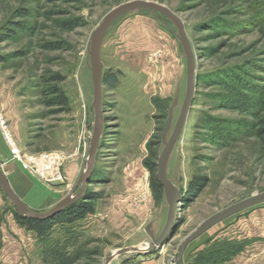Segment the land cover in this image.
Listing matches in <instances>:
<instances>
[{
    "label": "rangeland",
    "instance_id": "rangeland-1",
    "mask_svg": "<svg viewBox=\"0 0 264 264\" xmlns=\"http://www.w3.org/2000/svg\"><path fill=\"white\" fill-rule=\"evenodd\" d=\"M129 1L133 0H0V123H5L22 155L62 154L64 180L48 186L65 187L67 163L87 156L93 117L89 37L112 9ZM147 1L162 4L183 22L196 59V77L204 81L196 80L167 177L179 188L182 201L194 177H206L208 183L189 199L187 210L181 202L174 231L160 250L146 256H120L110 264L161 253L176 264L184 240L200 225L264 192V158L256 138L232 129V138H226L228 131L221 130L239 122L252 123L253 118L224 108L228 92L210 82L219 75H237L264 92V0ZM157 18L166 22L157 13L122 16L101 43L103 73L113 74L116 86L103 87L100 147L85 193L77 201L90 200L93 212L71 228L53 227L46 242L24 228L19 264H45L47 249L71 245L72 234L78 236L74 248L99 253L77 264H103L117 249L149 243L145 227L155 217L158 232L162 228L167 203L163 197L160 205L155 204L144 161L149 155L147 144L158 143V157L175 125L184 98L185 59L178 40ZM53 87L67 98L61 110L45 105ZM153 99L157 106L166 107V119H161ZM208 118L219 122L217 131L204 128ZM0 130L5 140L1 126ZM3 199L2 215L14 216L13 206ZM16 238L4 243L8 249L2 252L0 264H13L11 259L17 258ZM226 242L238 243L242 250L217 264H264V205L209 229L186 248L183 264H194L199 253Z\"/></svg>",
    "mask_w": 264,
    "mask_h": 264
},
{
    "label": "water",
    "instance_id": "water-1",
    "mask_svg": "<svg viewBox=\"0 0 264 264\" xmlns=\"http://www.w3.org/2000/svg\"><path fill=\"white\" fill-rule=\"evenodd\" d=\"M131 13H149L152 16L157 13L172 25L173 29L168 26L165 21L157 18L160 23L165 24L166 28L175 36L180 44L185 59V90L184 98L175 125L168 138L165 136L163 148L159 153L156 162V179L163 189V197L167 203L165 222L156 236L153 234L149 235L150 242L146 243L144 247L117 249L105 258L103 264H110L115 258L124 255H148L158 251L168 241L174 231L173 229L176 224V215L181 202V194L179 188L168 179L167 167L179 135L185 125L196 87L195 55L193 53L191 43L186 35L184 24L180 18L177 17V15L162 4L147 0H133L112 9L91 33L88 43V62L92 84V102L90 107L93 115L92 130L89 137L87 156L83 169L77 178L76 183L59 203L44 213L32 211L15 195L4 172L0 168L1 191L5 198L12 204L16 214L20 218L48 220L61 214L68 207L81 199L85 193V187L89 182V178L96 162L97 152L100 147V139L103 131V66L100 59L101 43L112 24H114L122 16ZM77 188L78 191H76ZM261 205H264V192L243 200L205 221L184 240L175 259V263L183 264V256L186 248L209 229L233 216Z\"/></svg>",
    "mask_w": 264,
    "mask_h": 264
},
{
    "label": "trees",
    "instance_id": "trees-1",
    "mask_svg": "<svg viewBox=\"0 0 264 264\" xmlns=\"http://www.w3.org/2000/svg\"><path fill=\"white\" fill-rule=\"evenodd\" d=\"M56 1V0H55ZM159 15V14H158ZM166 22H168L166 20ZM168 24H170L168 22ZM18 26V25H17ZM172 27V25L170 24ZM10 36V35H9ZM0 61L2 59L0 58ZM56 80H60L57 78ZM198 83L200 78L196 77ZM211 84L220 85L222 89L228 92L227 99L224 103V108L233 109L241 111L243 113H249L253 118L252 123L239 122L237 127H223L221 129L224 132H227L226 138H232L233 132H230L232 129L234 132L240 131L241 134H247V132L253 134L257 140V144L260 150V155L264 158V92L261 91V87L252 85L247 81V79L242 76H230L224 74L223 76L219 75L213 80L211 79ZM235 83V85H233ZM116 86V77L113 74L103 73V87L107 89H113ZM212 86V85H208ZM51 99L45 104L47 107H57L61 110L67 106V98L60 91L58 87H53L49 92ZM249 94L257 95L258 99H252ZM153 102L156 104L157 101L153 99ZM156 108L161 111V119L167 118V109L166 107H161L156 105ZM162 109V110H161ZM219 122L215 119L208 118L205 123V129L208 131H217L219 127ZM152 141L147 144V149L149 152L148 157L144 161V166L149 172V186L152 192V197L156 205H160L163 200V189L156 179V162H157V148ZM103 182L105 179H98ZM208 179L206 177H194L188 184L187 190L184 193V200L182 202L183 206H187L190 198H196L201 190L207 185ZM1 190V188H0ZM5 197V196H4ZM6 199V198H5ZM90 200L86 201L85 204L80 202L74 203L68 207L61 214L48 219V220H36V219H24L20 218L14 209V217L19 226L25 228L28 231L34 232L41 241H47L51 229L57 225L64 227H72L76 223L82 221L87 214L93 212L92 207L90 206ZM180 202V205H181ZM89 204V205H86ZM12 205V204H11ZM14 208V207H13ZM73 237V238H72ZM77 237L73 234L71 235V245H55L47 249L45 264H77L82 258L87 260L97 257L98 251L96 249L90 252H83L79 248H74L77 244ZM73 247L72 252H68V248ZM242 247L238 243L226 242L220 246L207 249L199 253L194 261V264H217L221 262H226L236 256L241 252Z\"/></svg>",
    "mask_w": 264,
    "mask_h": 264
},
{
    "label": "crops",
    "instance_id": "crops-1",
    "mask_svg": "<svg viewBox=\"0 0 264 264\" xmlns=\"http://www.w3.org/2000/svg\"><path fill=\"white\" fill-rule=\"evenodd\" d=\"M10 128L12 133L16 131V128L13 126H10ZM85 159L86 155L85 158H83L82 155L81 157L73 158L67 163L65 166L67 185L65 187L62 185H57V187L45 185L34 175L23 170L19 163L11 159L10 152L0 130V168L4 172L15 195L34 212L44 213L48 211L68 194L83 169ZM3 196L0 190V258L2 252L8 249L4 243L7 241L10 243V239L17 237L16 253L18 256L16 259L12 258L11 261L13 264H19L21 261V256L19 257V254L23 253L24 250L25 229L18 225L13 215H2V206L4 204ZM159 232L155 217V219L150 221L145 227L148 241L150 240L149 235L153 234L156 236ZM13 245L15 244H12V246ZM161 254L162 255L154 254L153 256L145 257L137 261H127L125 264H128V262L129 264H171L164 258L163 253ZM128 260L130 259L128 258ZM119 264L123 263L120 262Z\"/></svg>",
    "mask_w": 264,
    "mask_h": 264
},
{
    "label": "built area",
    "instance_id": "built-area-1",
    "mask_svg": "<svg viewBox=\"0 0 264 264\" xmlns=\"http://www.w3.org/2000/svg\"><path fill=\"white\" fill-rule=\"evenodd\" d=\"M0 126L4 134L5 140L10 149V155L13 161L20 164L21 168L41 178L42 183L46 185L52 183H62L63 177L60 169L63 156L60 153H45L37 156L26 157L20 153L12 142L9 133L6 131L5 123L1 121ZM44 181V182H43Z\"/></svg>",
    "mask_w": 264,
    "mask_h": 264
}]
</instances>
